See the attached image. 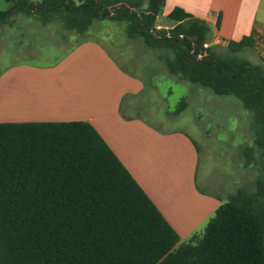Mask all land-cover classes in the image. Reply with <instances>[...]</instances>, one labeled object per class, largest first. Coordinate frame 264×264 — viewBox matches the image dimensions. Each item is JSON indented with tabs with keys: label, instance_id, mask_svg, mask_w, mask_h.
Returning <instances> with one entry per match:
<instances>
[{
	"label": "trees",
	"instance_id": "obj_1",
	"mask_svg": "<svg viewBox=\"0 0 264 264\" xmlns=\"http://www.w3.org/2000/svg\"><path fill=\"white\" fill-rule=\"evenodd\" d=\"M0 23L22 13L47 24L59 21L79 38L110 18L130 38L166 53L170 75L235 97L252 116L254 142L264 167V61L248 37L218 56L209 25L181 8L176 23L157 31L165 0H149L143 13L120 0H4ZM186 105V100L182 106ZM179 236L98 132L88 123L0 124V264H264V178L255 191L229 195L204 234L178 245Z\"/></svg>",
	"mask_w": 264,
	"mask_h": 264
},
{
	"label": "crops",
	"instance_id": "obj_2",
	"mask_svg": "<svg viewBox=\"0 0 264 264\" xmlns=\"http://www.w3.org/2000/svg\"><path fill=\"white\" fill-rule=\"evenodd\" d=\"M0 1V10L7 11L10 4ZM148 5L149 0L143 12ZM175 8L209 25L212 38L207 48L216 55L226 54L230 42L248 37L254 44L251 52L264 61V0H165L155 29L175 27L168 18ZM160 17L173 26L157 24ZM32 19L36 18L19 13L0 23V63L8 62L0 67V124H90L176 231L178 245L195 235L201 237L229 196L223 199L199 188L198 143L185 129L163 127L164 121L184 111L187 101L182 106L183 99L174 111H168L165 93H160L157 85L161 73L136 59L151 48L127 33L122 48L104 35L139 69L134 72L97 37L88 34L79 38L61 23ZM46 44L63 48V53L46 63L30 62L29 52L39 54ZM155 58L166 66L163 76L167 84L171 77L166 54ZM160 110L164 113L161 117ZM200 134L208 138L211 131L203 127Z\"/></svg>",
	"mask_w": 264,
	"mask_h": 264
},
{
	"label": "rangeland",
	"instance_id": "obj_3",
	"mask_svg": "<svg viewBox=\"0 0 264 264\" xmlns=\"http://www.w3.org/2000/svg\"><path fill=\"white\" fill-rule=\"evenodd\" d=\"M32 1L39 2L40 0ZM147 1L120 0V3L108 6L107 10L110 12V16H113L122 7L132 11L135 9L137 12L142 13ZM1 6H3L2 1H0ZM32 20L39 22L37 19ZM159 22L157 24L163 27L165 25L168 27L173 26V23L164 17H160ZM56 23L60 22L56 21ZM125 29V22L112 21L107 18L98 21L89 35L97 37L126 69L138 72L139 69L129 64L111 40L104 36L108 35L116 44L119 43L122 48L126 44L124 40L126 39ZM157 31L166 32L168 30L161 29ZM69 33L71 34V32ZM73 41L74 39L70 42ZM148 52L138 54L136 59L161 73L156 77L157 85L159 86V92L165 93L164 98L167 99L168 111H174L183 99L187 101L184 111L168 120V122L164 121L163 127L166 129H185L198 143L201 151L198 170L199 188L223 199L236 193L241 188L255 191L257 182L264 178V167L259 155L256 153L254 154V163L246 166L245 158L247 155L245 154H249L247 147L252 146L254 135L252 132V116L243 107L242 102L231 96H217L209 89L200 86L175 82L173 80L175 77L170 73L171 78L167 79V84H164L163 72L165 73L167 69L164 63L156 61L155 56L161 55L162 52L166 53L154 49H150ZM61 53H63V48L46 44L39 54L29 52L28 59L30 62L46 63ZM241 56L255 63L260 62V59L250 50H244ZM5 65H8V62L0 63V67ZM158 115L161 117L164 113L160 110ZM203 127L211 131L208 138H203L200 134Z\"/></svg>",
	"mask_w": 264,
	"mask_h": 264
},
{
	"label": "built area",
	"instance_id": "obj_4",
	"mask_svg": "<svg viewBox=\"0 0 264 264\" xmlns=\"http://www.w3.org/2000/svg\"><path fill=\"white\" fill-rule=\"evenodd\" d=\"M207 45H208V44L205 45L206 48H207Z\"/></svg>",
	"mask_w": 264,
	"mask_h": 264
}]
</instances>
